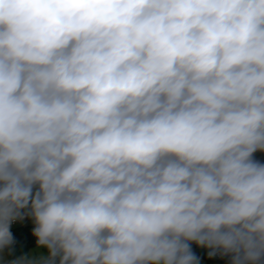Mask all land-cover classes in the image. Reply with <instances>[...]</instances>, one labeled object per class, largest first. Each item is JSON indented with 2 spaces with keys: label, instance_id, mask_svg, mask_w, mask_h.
I'll list each match as a JSON object with an SVG mask.
<instances>
[{
  "label": "clouds",
  "instance_id": "clouds-1",
  "mask_svg": "<svg viewBox=\"0 0 264 264\" xmlns=\"http://www.w3.org/2000/svg\"><path fill=\"white\" fill-rule=\"evenodd\" d=\"M264 0H0V249L12 264H264Z\"/></svg>",
  "mask_w": 264,
  "mask_h": 264
},
{
  "label": "crops",
  "instance_id": "crops-1",
  "mask_svg": "<svg viewBox=\"0 0 264 264\" xmlns=\"http://www.w3.org/2000/svg\"><path fill=\"white\" fill-rule=\"evenodd\" d=\"M254 158L262 162L264 161V153L257 152ZM26 225H34L31 221V218L27 216L23 220H17V224L15 226H26ZM192 249L200 259V264H231V258L228 261L210 262L205 258L201 257L193 247ZM47 255H48L47 249L37 246L34 247L24 246L11 251H8L6 249H0V264H12V261L17 260L21 256H26L32 259H39L41 257H46Z\"/></svg>",
  "mask_w": 264,
  "mask_h": 264
},
{
  "label": "trees",
  "instance_id": "trees-1",
  "mask_svg": "<svg viewBox=\"0 0 264 264\" xmlns=\"http://www.w3.org/2000/svg\"><path fill=\"white\" fill-rule=\"evenodd\" d=\"M262 163H264V161H262ZM33 227L34 225L11 226L10 231L12 232L14 237V244L10 248H5V249L11 251L24 246H30V247L37 246L36 238L32 234ZM191 247H193L201 257L205 258L210 262L225 261V260H219L216 257V255L210 257L208 255V252L210 251L209 249L201 248L195 243H192Z\"/></svg>",
  "mask_w": 264,
  "mask_h": 264
},
{
  "label": "built area",
  "instance_id": "built-area-1",
  "mask_svg": "<svg viewBox=\"0 0 264 264\" xmlns=\"http://www.w3.org/2000/svg\"><path fill=\"white\" fill-rule=\"evenodd\" d=\"M17 224V221H15L12 226H15ZM216 257L219 259V260H225V261H228L230 260V256L228 255H220L219 253L216 255Z\"/></svg>",
  "mask_w": 264,
  "mask_h": 264
}]
</instances>
